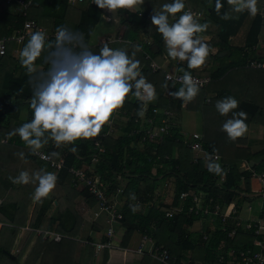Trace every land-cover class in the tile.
<instances>
[{"label": "trees", "instance_id": "obj_1", "mask_svg": "<svg viewBox=\"0 0 264 264\" xmlns=\"http://www.w3.org/2000/svg\"><path fill=\"white\" fill-rule=\"evenodd\" d=\"M29 1L31 4L25 17L20 15L14 5L0 3V38L4 43V55H0V222L2 223L0 226V264H90L88 256L91 254V238L86 236L82 240L83 242L76 238L83 222L80 208L95 210V200L86 187H79L80 208L72 201H62L60 186L69 184L75 187L73 176L68 172L70 167L82 170L84 176L98 175L105 182L106 196H110V199L115 196L114 206L120 213V218L114 220L111 225L117 224L121 231L118 240L120 247L126 245L133 232H138L140 235L148 237L154 245H159L167 251L166 264H181L186 260L189 264H218L215 261L216 256L224 254L226 249L230 247L246 248L251 245L253 239H259V236L253 233L252 226L243 227L245 221H241V224L234 227L230 220L219 223L218 219L202 217L201 228H206L202 231L206 234L204 239H201L199 232L187 230L191 222L199 219V216L188 212V208L192 205L191 194L211 197L213 202L220 206L233 202L237 208L240 200L246 199L245 194L240 195L241 192H249L247 188L249 172L236 168L239 160L250 162L253 172L264 174V70L242 67L247 59L262 60L264 54L244 53L241 48H232L227 42L228 36L235 32L245 12L234 14L230 8L228 11L230 18L225 19L223 16L227 10L226 6L218 13L215 8V0H210L207 12L205 11L207 5L205 0L195 2L198 5H192L193 0H185L187 8L192 7L197 12L202 10L207 18L218 24L217 28L210 30L211 38L208 41L212 47L217 48L215 54L209 55L208 60L217 64L209 72L197 74V76L207 75L209 81L203 88H200L199 95L192 102L187 103L189 109L197 111L200 103H203L204 98H207L205 97L206 93L212 94L207 101L214 105L218 100L232 96L239 101V107L233 111H245L248 115L246 123L248 125L256 124L262 128L261 145L250 152L244 147L243 138L230 141L226 133L221 132V141L218 143L212 139V130H201L200 147L207 154H211L215 150V153L219 155L218 162L227 173L226 176H223L215 175L207 170L209 161L202 153L192 151L185 143L176 141V134L172 124H169L170 121L168 132L160 142L149 143L141 140V128H137L139 123L132 122L140 103H137V107L134 108L130 104H125L120 109L124 110L128 117L127 121L122 124V135L115 138L105 135L104 133L110 130L108 125L104 126L101 134L96 137L102 148L101 152H97L93 147V139L78 140L74 145L78 149L75 154L70 152L68 147L54 148L50 141L40 150L48 156V160L44 161L39 160L35 155H30V149L21 142L18 136L10 137L9 133L19 127L22 122L31 120L29 98L32 93L28 84V74L21 67L18 57H15L16 55L13 53L14 49L19 52L29 36H23L24 40L18 43L10 39L9 36L16 34L21 28L24 18L36 19L40 15L51 20V31H55L57 26L65 25L63 14L67 3H70L68 0ZM166 2L170 3L171 0H145L138 13L127 10L115 12L119 24L123 26V33L119 37V41H122L123 38L132 41L138 33H145L155 44L157 51L153 53L149 46L144 44H141V50L147 55L161 56L163 51H166L165 44L156 28L151 26L150 17L153 10L159 11L161 5ZM221 2L224 4L223 0ZM199 3L201 4L199 5ZM195 6H198L199 9ZM99 15L100 10L95 5L86 3L79 13L77 22L69 28L83 33L86 42ZM178 16L179 14H177ZM220 16L223 18L222 20H219ZM263 24L264 19L258 15L252 17L245 33L246 47L256 44L257 36L264 32ZM49 39L53 40L54 38ZM100 46L96 45L91 49L98 52ZM109 46L119 48L124 45L113 41L109 42ZM127 48L132 51L130 46ZM222 50L228 51L229 54L217 56V52ZM138 54L137 52L136 56ZM142 55L140 58L137 56L140 62ZM165 56H167V52ZM36 63L38 68L46 69L48 67L42 63V58ZM184 66L187 69L186 63ZM146 77L158 91L162 73L155 70L147 74ZM180 87L179 84H174V87L172 84L169 91H176ZM157 97V100L148 106L147 115H150L152 107L163 106L168 108L172 114L177 113L181 100L171 96L167 99ZM119 111L116 114H119ZM222 117L230 118L231 113ZM154 125H160L158 116L154 118ZM133 129L140 131L134 134L132 133ZM173 149L177 151V155L173 154ZM53 151L59 152L60 156H50ZM19 152L25 153L26 161L17 156ZM94 154L96 155L95 161H91ZM58 159H61L59 168L49 166V162L56 163ZM42 167L48 171L57 172L59 177L56 188L48 198V201L55 202L52 207L54 212L47 217H39L37 213V209H44L43 202L31 201L35 185H17L9 179V177L17 176L22 170H28L31 173ZM165 176H172V181L170 185L166 186L165 184L160 187L162 192L159 197L163 198L168 195L169 201L159 200L157 204L149 203V194L156 186L154 182ZM180 192H186V195L179 198ZM131 194H135V200L131 199ZM262 200L263 208L258 218L264 222V197ZM29 205L32 208L27 226L32 229L38 228L41 232L36 234L33 239H31L33 233L29 232L22 240L18 253L10 255L17 226L24 224ZM132 206H138V210L133 212ZM166 211H171V214L165 215ZM88 222H90V230L97 231L100 227L103 229L102 218L91 221L88 218ZM203 222L205 223L203 224ZM222 228L225 231H221ZM232 228H234V232L229 234ZM44 230L58 233L59 240L54 241L51 237L44 235ZM30 239L32 244L23 260L20 261V254ZM261 239L264 241V232ZM103 240L105 239L103 238ZM80 243L83 245L84 251L82 257L78 259V255L75 253ZM141 254L140 264H147L148 257L151 256L147 253L143 255V252ZM105 261L106 250H102L100 264H106Z\"/></svg>", "mask_w": 264, "mask_h": 264}, {"label": "clouds", "instance_id": "obj_2", "mask_svg": "<svg viewBox=\"0 0 264 264\" xmlns=\"http://www.w3.org/2000/svg\"><path fill=\"white\" fill-rule=\"evenodd\" d=\"M145 0H93L98 9L111 13L118 10L139 11ZM231 10L236 13L247 11L255 17L260 8L258 0H227ZM224 7L221 0H215L219 13ZM177 14H179L177 18ZM200 13L187 8L185 0H171L161 5L159 11L151 15V26L161 35L167 56L171 60L186 62L187 70L179 69L178 77L181 87L169 91V96L185 104L192 102L200 92V84L193 77L191 70L202 68L209 55L215 54L212 45L202 36L209 28V22H200ZM105 20L109 17H104ZM170 18L172 20L170 21ZM225 19L230 16L225 13ZM111 19V18H110ZM23 41L24 37L21 36ZM140 45H133L131 54L127 47L112 48L109 42H103L98 52L92 51L85 42L84 34L73 31L65 25L55 28L54 39L48 38L45 29H37L29 34L27 42L19 49L18 61L28 74L31 88L29 108L31 120L22 122L9 136H18L21 142L30 149V155L40 154L42 159L48 157L40 150L51 141L54 148L68 147L72 153L78 149L74 146L78 140H91L98 137L105 125L110 124L112 117L124 107L131 94L141 102L137 115L143 117L147 104L157 100L154 84L143 75L141 62L136 59ZM0 55H4L0 42ZM48 67L38 68L37 60ZM166 76L165 80H171ZM162 87L168 89L165 82ZM174 87V84H173ZM239 107V101L228 96L218 100L215 108L219 115L231 117L221 125L230 141L242 138L248 132L245 111H233ZM200 139L199 135L195 137ZM71 146V147H69ZM199 148V145H196ZM17 156L26 161L24 152ZM52 157L60 153L53 151ZM209 163L207 170L215 175L226 176V170L218 162L220 157L215 153L205 157ZM58 173L42 167L31 173L22 170L15 177H9L13 184H34L32 199L42 203L54 191ZM135 200V194H131ZM138 206H132V211Z\"/></svg>", "mask_w": 264, "mask_h": 264}, {"label": "crops", "instance_id": "obj_3", "mask_svg": "<svg viewBox=\"0 0 264 264\" xmlns=\"http://www.w3.org/2000/svg\"><path fill=\"white\" fill-rule=\"evenodd\" d=\"M193 1L194 2H192V5H198L195 2H197V1L201 2L202 0H193ZM205 1L207 3L205 11L207 12L209 10L210 0H205ZM223 2H224V6H226V8H227V10L224 13L228 14V11L231 7L227 4V0H223ZM86 3H91V4L95 5L93 3V0H80V1L70 0V3H67V6H66L64 14H63V22L65 23V25L68 28L77 22L78 17H79V13H80L81 9H83L85 7ZM200 4L201 3H199V5ZM195 7L197 9H199L198 6H195ZM258 7L260 8V11L257 15L260 18L264 19V0H258ZM99 10H100L99 19L96 21V23L92 27V29L89 33V36L87 37V40H86V43L91 48L93 46H96V45H101L103 42H113V39L116 36L120 37L121 34L123 33V31H122L123 26L121 24H119L118 16L116 15L115 12L111 13L107 10H101V9H99ZM127 11L139 12V11H134V10H127ZM198 11H199L198 13L201 14L200 22L201 23H203L205 21L209 22V28H208L207 32L202 34V36L205 37L209 41L211 38L210 30L217 28L218 24L216 21L207 18L205 12H203L202 10H198ZM244 12H245V14L243 15V18H242L240 24L237 26V29L235 30V32L232 35L228 36V38H227L228 45L232 48H241V51L244 53L250 54V52H252L253 54L254 53L264 54V32H262L261 34H259L257 36L256 44H253L252 46H249V47L245 46V43H244L245 33L248 29V26H249L250 21H251L253 16H250L247 11H244ZM234 14H237V13L234 12ZM221 16L219 17V20L223 19ZM104 17H109V19L105 20ZM34 20L40 26H42L45 30L51 31L52 24H51V20L49 18L42 17L40 15V17H37ZM171 20H172V18H170V21ZM216 20H217V18H216ZM263 26H264V24H263ZM114 42H116V43L119 42V43L124 45L121 47L130 46L131 49H132L133 45L139 44L141 46V44H144V45L149 46L150 50L153 53H155L157 51L155 44L152 43L150 38L147 37L145 35V33H138L137 37H135V39L132 41H129L126 38H123L122 41H114ZM163 43H164V41H163ZM212 48H213L214 53H215L217 48L216 47H212ZM128 51H129V54H131V50L128 49ZM222 51L227 52V54L224 53L221 56L229 54L228 51H225V50H222ZM13 53L16 55L15 57H18L19 52L17 50L14 49ZM138 53L139 54L137 56L139 58H140V55L144 54V52L142 50L139 51ZM165 54H166V51L164 50L163 54L161 56L160 55H152V56L147 55V58H145L142 55L141 69H142L143 75L146 76L150 72H153L149 68L150 62L154 63L157 66L156 70H158L160 72L173 70V69L180 72L179 69L181 67L185 68L184 65L186 62H180L178 60H171L167 56H165ZM137 56H136V59H137ZM216 64H217L216 62H213V61H210L207 59L205 65L202 68L191 70V72L193 75H197L198 73H207L211 69H213ZM180 73H182V72H180ZM159 82L161 85L158 87L159 90L156 91V92H158L157 96H159L160 98H164V99L169 98L168 92H169L171 85L167 83L169 85V88L166 89V88L162 87V85L166 81H164L163 79H160ZM211 96H212L211 93L205 94V97H207V98H204L205 100L203 101V103H200L197 111H194L193 109H189L190 107L181 101L177 113L172 114V112H171L170 119L172 122V128L176 134V141H180L182 143H183V140L192 141L191 140V134L195 133V134H198L200 137L202 129H209V130L213 131L212 139L214 142L219 143L221 141V132H222L221 131V125L228 118H225V117H222L221 115H219V113L217 112V110L215 108V105L211 104L209 101H207L208 98ZM134 102H136V103H134ZM154 102H152V103H154ZM137 103H140V107L138 108V111H139L141 109V102L130 94L125 104L126 105L130 104V105H132L131 107L134 108V107H137ZM152 103L147 104V109H148V106ZM185 106H187V107H185ZM151 109H156L157 111H161V110H168L169 111V109L164 107V106L163 107H152ZM138 111L135 113L136 117L138 116L137 115ZM119 112H120L119 114H116V117L113 116L112 121L110 123V125L113 124V129L111 131H109L107 134L108 136H110L112 138H115L117 136L122 135V132H121L122 128H123L122 124H124V122L128 118L127 114L124 112V110H120ZM147 113L148 112L146 110L144 117L149 116V115H147ZM150 115L154 119L156 116L159 117L160 113H159V115L158 114L152 115L150 112ZM190 117H192L191 123L188 126L189 121H190ZM196 122H197V126L199 127V131H193L190 135H187L186 137H184V135H181V131H182V128L184 126H186V127L196 126L195 125ZM113 133H114V135H112ZM261 136H262L261 126L256 125V124H249L248 125V132L246 133V135L244 137H242L244 140V147L247 148L248 152L254 151L255 149H257L258 146L261 145ZM199 141H200V139H199ZM173 154L177 155V151L174 149H173ZM211 154H213V153H211ZM192 155H193V152H192ZM236 166H237L236 168L238 170H243V167L248 168V170H252L250 168L251 167L250 162H247L243 159L239 160V162L236 164ZM161 178H162V180H161ZM159 181L154 182V183H156V185H160V186H165V184H166V186H167V184L170 185L171 181H172V176L160 177ZM247 183H248L247 188H248L249 193H251L250 189H249L251 186L253 187L252 189H254V191H255L249 197H256L257 199L255 202V206L253 207V211L248 212V214L245 213L244 215H241L240 209H239V204H238V207H237L238 216L243 221L244 220H246V221L260 220L258 217L260 215L259 213L261 212V210L263 208V200H262V198H260L258 193H260V191L264 192V181H263L262 187H261L259 182L256 179L248 177ZM60 189L62 191L61 197H62L63 202H66L68 200L72 201L77 206H79V208H80L81 201H80V198L78 195V189H76L73 186H70L69 184L61 185ZM161 192H162V190H161ZM159 200H161L163 202H168L169 196L165 195V196H163V198L159 197L158 201ZM31 201H34V200L31 199ZM45 202H46L47 206H45V207L43 206L44 209H37L38 210L37 213L39 214V217L40 216L41 217L42 216L47 217L54 212V210L52 211V207H53V204H55V202L54 201H48V199H45L43 201V203H45ZM43 203H42V205H43ZM49 203H50V205H48ZM31 208H32V206L29 205L27 218L25 219L24 224L17 226V233H16V237L12 241L10 255H16L18 253L22 240L26 237V235L29 232L33 233V235H31V239H33V237L36 234L41 232V230L38 228L32 229V228L27 226V223H28V220L30 217ZM80 209L82 211L81 215L86 214L85 217H87V219L90 218V221H91L92 220L91 209H86V208L84 209V207H82ZM195 222H197V221H195ZM197 223L202 224L201 222H197ZM89 224H90V222H88V224H85V223L81 224V227L83 226L84 228L82 227V229H83L82 234L79 231V234H77V238L75 237L76 240L83 242L82 240L86 236H89V238H91L90 240L92 242H97L100 240L102 241L103 238L106 239L105 236L103 235V229L101 227L99 230L93 231L92 229L91 230L89 229V226H90ZM1 225H2V223L0 222V226ZM111 226H112V235L109 239L110 246L108 248H103V249H100L99 251H94L93 246L90 245L91 254H90V256H88V257H90V264H100L101 263L102 250H106V261H105L106 264H140L142 254L136 253L134 251V248H136V246L139 243L142 235H140L138 232H133L130 235L129 240L127 241L126 245L124 247H120L118 245V240L120 238L121 231L118 229L117 224L111 225ZM81 227H80V229H81ZM203 229H206V228H202L201 230H203ZM187 230L190 232H199L195 229H191L190 226L187 228ZM43 232H47V231L44 230ZM48 232H51V230H48ZM52 233H55V232L52 231ZM31 239L25 245L24 250L22 251V254H20V261L23 260V258L25 257L30 245L32 244ZM148 248H149V244L145 245V243H144L143 246L141 247L143 255L146 254ZM83 251H84L83 245H81V243L78 244V247H77V250L75 253L78 255V259H80V257H82ZM77 255H76V257H77ZM148 258L149 259H148L147 264H160L156 259H154L152 257H148Z\"/></svg>", "mask_w": 264, "mask_h": 264}, {"label": "built area", "instance_id": "obj_4", "mask_svg": "<svg viewBox=\"0 0 264 264\" xmlns=\"http://www.w3.org/2000/svg\"><path fill=\"white\" fill-rule=\"evenodd\" d=\"M70 2V0H68ZM80 1V0H77ZM0 3L2 5H14L15 9L20 13L21 16H26V11L30 6L29 0H0ZM193 12L198 13L192 8ZM37 29H44L42 26H40L34 19L32 18H24L22 21L21 28L16 32V34L9 36L10 39H13L15 42H20L21 36H29V34ZM48 32V38H54V31H47ZM120 38L116 36L113 41H119ZM0 42H2V48L4 50V43L3 39L0 38ZM145 58H147V54L143 55ZM243 67L259 70H264V59L257 60V59H247L244 63ZM149 68L151 71H155L157 69V66L150 62ZM162 79L164 81L166 76H171V80H167L166 82L170 85L172 84H179L181 83L178 80V77L182 75V73L173 70L168 71H162ZM193 75V74H192ZM194 78H196L197 81H199L200 88H203L206 82L209 81V77L207 75H193ZM151 114H158L159 115V122L160 125H154V119L151 115L149 116H134L132 118V122L136 123L138 122L137 128H141V140L148 141L149 143H158L161 141L162 137L167 134L169 129V124H172L170 120L171 112L168 110H161L157 111L156 109H151ZM116 117V114L114 115ZM113 118V117H112ZM112 121V120H111ZM127 121V119H126ZM125 121V122H126ZM124 122V123H125ZM111 123V122H110ZM143 125L141 126V124ZM109 130L111 131L113 129V126L108 124ZM140 130L133 129L132 133H138ZM109 131H106L104 134L107 135ZM198 134L192 133L191 134V140L192 141H186L183 140V143L186 144L187 147H189L192 151L200 152L203 154V156H206L207 153L203 152V150L200 147L199 139H196L195 137ZM93 147L96 149L97 152H101L102 148L99 145V141L95 138L92 141ZM196 145H199V148L196 147ZM44 156L48 157L44 152L40 151ZM211 155V154H208ZM39 160H48L42 159L40 154L35 155ZM96 155L94 154L91 157V161H95ZM194 160V159H192ZM61 164V159H58L56 163L49 162V166H54L55 168H59ZM243 170H248V168L243 167ZM68 172L71 173L73 176V184L75 187H86V190L93 196L95 200V210H91L92 219H103V235L105 236L104 241H97V242H90V245L93 246L94 251H99L103 248H108L110 246L109 239L112 235V226L111 223L120 218V213L116 210L114 206L115 196H113L111 199H108L105 194V182L99 178L98 175L89 177L84 176L82 170L70 167L68 168ZM249 177L256 179L260 186L262 187V183L264 181V174L262 173H255L252 170H248ZM244 192H241L240 195H243ZM260 198L264 197V193L260 191L258 193ZM186 195V192H180L178 194L179 198H183ZM191 203L192 205L188 208V212H190L193 215L199 216V219L197 222H200L202 217H211L213 219H218L219 223H223L227 220H230L233 222V226L236 227L239 224H241V221H243L239 216L237 212V208L234 206L233 202H229L224 206H220L213 202L211 197H202L201 195H195L194 193L190 195ZM246 209L248 210L249 207L247 206ZM171 214V211H166L165 215L169 216ZM102 216V217H101ZM243 223L244 228L253 227V233L257 234L259 236V239H253L251 242V245L246 248H228L224 252V254H218L215 258L216 263L218 264H264V241L261 239L263 232H264V222L260 220H251L246 221ZM203 230H199L201 234V239H204L206 237V234L202 232ZM221 231H225L223 228ZM234 232V228H232L229 231V234H232ZM44 235H47L51 237L52 240L58 241L60 238V235L58 233H52V232H43ZM144 243L149 244V248L147 249V254L150 255L152 258L156 259L159 263L166 264V260L168 258L167 251L162 248L159 245H154L152 241L146 237L145 235H142L140 238L139 243L137 244L136 248H134V251L136 253H141V247ZM181 264H189V262L183 261ZM208 264V263H207Z\"/></svg>", "mask_w": 264, "mask_h": 264}, {"label": "rangeland", "instance_id": "obj_5", "mask_svg": "<svg viewBox=\"0 0 264 264\" xmlns=\"http://www.w3.org/2000/svg\"><path fill=\"white\" fill-rule=\"evenodd\" d=\"M195 111V110H194ZM191 118L192 117H190V121H189V124H188V126L190 125V123H191ZM196 126H192V127H186V126H184L183 128H182V131H181V135H184V137H186L187 135H190L193 131H199V127L197 126V122H196V124H195ZM112 135H114V133L112 134ZM160 182V181H159ZM158 182V183H159ZM160 184V183H159ZM160 185H156L155 186V188L153 189V191L149 194V198H148V200H149V203H151V204H157L158 203V198H159V195H160V193H161V191H160ZM76 189H78L79 190V186H77V187H75ZM253 187L251 186L249 189H250V192L251 193H244L245 194V196H246V199H243V200H240V202H239V209H240V214L241 215H244L245 213H247L248 214V212H250V211H253V207L255 206V202H256V197H249L250 195H252V193L253 192H255L254 191V189H252ZM108 199H110V196H108L107 197ZM114 198V197H113ZM116 199H117V197H116ZM49 205H50V203H49ZM42 206H47L46 205V202L45 203H43V205ZM249 207L250 209L249 210H246V207ZM41 207V206H40ZM85 215L86 214H82L81 215V217H82V220H83V222L82 223H85V224H88V219H87V217H85ZM205 222H203V224H204ZM104 225V224H103ZM85 226V225H84ZM83 227V226H82ZM82 227H81V229H80V233L82 234ZM190 227H191V229H195V230H197V231H199V230H201L202 228V225L201 224H199V223H197V222H191L190 223ZM84 228V227H83ZM145 245H147V243H145Z\"/></svg>", "mask_w": 264, "mask_h": 264}, {"label": "water", "instance_id": "obj_6", "mask_svg": "<svg viewBox=\"0 0 264 264\" xmlns=\"http://www.w3.org/2000/svg\"><path fill=\"white\" fill-rule=\"evenodd\" d=\"M136 13H138V12H136ZM224 53H226V54H227V52L220 51V52H218V53H217V55H218V56H221V55H223Z\"/></svg>", "mask_w": 264, "mask_h": 264}]
</instances>
